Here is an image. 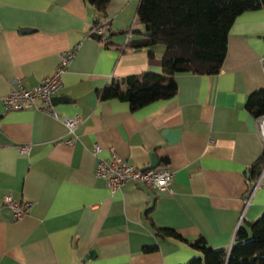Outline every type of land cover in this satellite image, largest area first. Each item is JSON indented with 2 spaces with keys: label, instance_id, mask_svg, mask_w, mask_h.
<instances>
[{
  "label": "crops",
  "instance_id": "0c3cea01",
  "mask_svg": "<svg viewBox=\"0 0 264 264\" xmlns=\"http://www.w3.org/2000/svg\"><path fill=\"white\" fill-rule=\"evenodd\" d=\"M139 1L109 2L112 44L144 37ZM98 15L89 0H0V264H184L201 255L156 235L150 220L231 248L238 228L264 211V179L246 202L264 143L247 125L245 104L264 87V7L231 24L219 73L179 72L175 96L135 111L126 101L100 100L97 91L112 77L162 72L165 47H153L154 60L148 48L104 47L91 35ZM129 27L130 36L123 33ZM72 48L53 96L62 115H81L78 140L66 145L64 124L32 108L5 110L1 99L18 83L33 87L50 76ZM111 149L139 169L154 154L157 167L174 172L171 186L126 183L111 191L94 172ZM6 193L35 205L16 220L3 205Z\"/></svg>",
  "mask_w": 264,
  "mask_h": 264
},
{
  "label": "trees",
  "instance_id": "16d2710c",
  "mask_svg": "<svg viewBox=\"0 0 264 264\" xmlns=\"http://www.w3.org/2000/svg\"><path fill=\"white\" fill-rule=\"evenodd\" d=\"M109 2L111 0H93L91 3L99 14L93 28L99 21H109L106 9ZM262 7L264 0H140L136 17L144 25L142 39L123 45H115L102 38L98 41L104 47L122 51L148 48L147 56L152 60L155 58L153 47L163 45L165 49L160 58L162 72L148 70L112 77L104 88L97 91V97L100 100L126 101L135 111L154 101L175 96L178 87L175 75L179 72L198 75L219 73L228 48L227 35L231 24L242 12ZM245 104L249 116L257 118L263 115L264 87L250 93ZM263 163L264 155L249 172L250 180L257 179ZM150 223L156 235L178 239L201 253L184 264H264V211L248 227L238 228L229 250L212 247L204 236L192 241L175 229L157 227L152 220Z\"/></svg>",
  "mask_w": 264,
  "mask_h": 264
},
{
  "label": "built area",
  "instance_id": "2783aa9c",
  "mask_svg": "<svg viewBox=\"0 0 264 264\" xmlns=\"http://www.w3.org/2000/svg\"><path fill=\"white\" fill-rule=\"evenodd\" d=\"M110 27L109 21L102 20L93 28V31L100 35L103 41H107L111 38ZM132 27H129L126 32L128 36L132 34ZM74 53H76V48L62 52L60 54L59 65L50 76L38 81L37 85L25 87L23 84L18 83L8 95L1 99L5 110L32 108L44 112L52 119L64 124L68 138L64 139L63 144L66 145H71L78 140L76 128L81 124V115H62L55 109V102L52 97L63 87V73L65 72L66 66L71 62L70 60L73 58ZM260 63L264 67V56L261 58ZM255 119L256 133L264 143V114L259 115ZM19 150L22 153H29L28 146L26 147L25 145L21 146ZM100 150V147L96 146L95 154L99 153ZM115 152L114 149H111L108 157H99L94 171L98 178L104 180L111 191L116 192L117 189H120L126 183H134L135 185L145 186L151 189H166L171 186V179L174 172L167 166L155 167L153 169H139L133 166L128 160L119 157ZM263 176L264 166L253 185L249 188L247 203L262 183ZM2 201L3 205L12 211L14 219L16 220L29 214L32 206L35 205L33 201H15L11 193L4 194Z\"/></svg>",
  "mask_w": 264,
  "mask_h": 264
},
{
  "label": "water",
  "instance_id": "95a60500",
  "mask_svg": "<svg viewBox=\"0 0 264 264\" xmlns=\"http://www.w3.org/2000/svg\"><path fill=\"white\" fill-rule=\"evenodd\" d=\"M89 1H90V3L93 2V0H89ZM30 30H32L30 27H25V28L22 29L21 32H28V31H30ZM91 35H92V37H93L94 39H96V40H99V39H100V35H98V34L95 33V32H92ZM262 38H263V40H264V35L262 36ZM52 98L55 100V97H52ZM255 120H256L255 117H253V116H251V115L248 117L247 125H248V127H249L251 130H256V128H255ZM151 158H152V160H151V164H149L148 166H145V167H143V168H141V169H149V168L153 169V168H155V167H157V166L159 165L160 162L158 161V158H157L154 154H152ZM228 250H229V249H228ZM93 252H94V251H93ZM93 252L90 251L89 253H87L86 257H87L88 255H92V256H93Z\"/></svg>",
  "mask_w": 264,
  "mask_h": 264
}]
</instances>
